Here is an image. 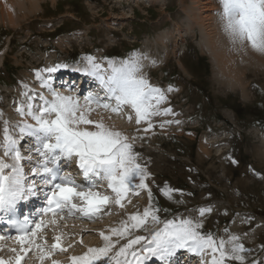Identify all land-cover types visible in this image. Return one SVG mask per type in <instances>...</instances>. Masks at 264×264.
<instances>
[{
  "label": "rangeland",
  "instance_id": "rangeland-1",
  "mask_svg": "<svg viewBox=\"0 0 264 264\" xmlns=\"http://www.w3.org/2000/svg\"><path fill=\"white\" fill-rule=\"evenodd\" d=\"M193 1L37 0V10L33 14L22 17L23 12H28L27 3L23 10L17 7L14 12L12 17H18L16 22L13 20L8 24L0 21V52L6 50L5 64L0 69V113L9 109L8 102L16 103L22 94H27L25 90L34 89L37 97L34 106L41 104L40 95L52 98L48 87L39 85L37 70L58 64H67L68 67L58 68L51 75L75 67L87 69L90 66L86 57L96 58V54L100 53V61L105 56L108 60L114 55L124 59L133 56L135 51L139 53L141 48L140 52L142 50L145 56L150 55L153 63L148 71L149 83L162 92L165 88L172 90V97H165V100L171 101L165 107L172 109L170 119L157 121L147 132L144 131L147 126H140L139 130L131 132L147 141L142 144L136 137L133 151L137 158H144L139 164L147 173L146 183L151 189V200L146 189H135L139 195L130 191L123 201V208L110 203L92 219L81 218L77 212V216L58 219L55 225L49 224L41 233L47 237V245L50 247L55 243L57 234L62 236L61 243L68 247L63 253L55 251L52 254L54 259L64 257L60 260L70 264V253L79 256L84 245H91L92 239L99 237L102 230L109 232L107 227H118L122 221H129L130 214H143L144 209L151 205L159 222H153L149 217L146 226L132 228L130 234L119 237L116 244L119 249L138 235L146 238L130 250L137 254L136 258L129 255L132 264H142L154 257L148 255L142 245L151 240L155 230L163 228L164 222L192 220L193 217L201 222L199 231L211 233L217 240L227 242L231 237H237L236 241L226 243L229 253L233 244L247 247L240 253L244 257L242 262L228 260L226 264H264V130L259 125L264 117V69L245 64L241 77L245 81L247 96L240 87L221 82L216 76L217 71L208 48L200 46L203 28L197 22L199 16L189 14L190 7L196 4ZM167 31H170L167 34L170 37H164L169 39V43H158L160 36ZM152 44L155 47L152 48ZM134 49L138 50L132 52ZM149 51L152 53L149 54ZM199 58L204 61L198 63ZM120 59L111 58L109 61H124ZM109 61L103 63L108 67ZM88 87L78 95L84 103L86 94L95 93L93 87ZM54 90L61 89L58 87ZM103 94L106 95V92ZM97 96L100 99L102 97L100 94ZM100 110L119 120L113 112L105 108ZM131 118L135 119L132 115ZM19 123L21 127L24 123L33 124L35 121L30 117L19 120ZM131 123L132 120L127 125ZM8 128L13 130L12 125ZM19 135L20 131L15 138ZM27 145H31L29 149L32 147L33 151L32 142ZM19 150L23 156L27 152L24 147ZM27 165V159H24V169ZM77 165L78 158L73 156L68 167L74 174L78 173ZM135 183H139V178ZM166 189L173 191L166 195ZM103 191L113 195L106 185ZM152 197L156 198L154 202ZM201 208H211V211L201 215ZM74 220L88 225L89 231L73 224L69 226V232V222ZM78 236L82 237L84 244L80 245L76 241ZM111 239L115 240V236L112 235ZM14 245L21 247L19 243ZM11 249L5 248L6 255L3 257L10 259L8 255H11L14 262L16 253ZM185 251L176 250L177 253L166 259L175 262V258ZM37 253H40L39 250L33 249L22 264H33L32 260H38L40 264H52L53 258H46L42 262L36 256ZM194 256L200 257V264L202 259L205 264L210 259L209 256L202 258L197 253ZM100 263L106 264V259Z\"/></svg>",
  "mask_w": 264,
  "mask_h": 264
},
{
  "label": "snow or ice",
  "instance_id": "snow-or-ice-1",
  "mask_svg": "<svg viewBox=\"0 0 264 264\" xmlns=\"http://www.w3.org/2000/svg\"><path fill=\"white\" fill-rule=\"evenodd\" d=\"M222 6L225 31L232 40L234 42L246 40L254 49L264 53V0H222ZM86 60L90 67L84 70L99 79L106 91V99L115 100L114 107L107 102L101 103L98 96L92 93L84 97L86 103L81 105L78 98L62 95L52 89L49 83L51 73L58 68L68 67L67 64H58L36 71V77L44 81L52 98L40 95L41 104L34 107L32 101L35 97L28 96L26 110L23 105L17 109L21 115L30 116L35 121L33 124L24 123L20 127V133L31 138L36 155L35 166L31 167V172L39 178V185L48 189L45 193L46 206L40 209L39 219L34 220L29 216L19 219L14 216L17 203L26 200L30 195H35L39 189L37 179L29 180L21 164V160L24 159L32 162L33 156L25 158L22 155L17 146L19 141L10 134L8 122H4L3 143L0 144V148L3 149V156L0 157V212L13 214L8 216V223L15 228L17 232L15 240L21 245L19 251L11 249L16 253L14 264H22L25 256L33 249L39 250L41 261L51 257L54 251H67L61 243V235L54 237L55 243L50 247L47 245V237L41 235L49 224L57 223L55 217L59 213L67 212L72 216L79 212L81 218L92 219L110 203L123 208V201L128 193L135 189H146L151 200V189L146 183L147 173L137 163V154L134 153L129 138L119 131L110 129L100 120L90 119L89 113L92 111L90 105L95 102L98 106L111 108L114 112L128 105L135 111L137 124L147 123L145 132L153 128L152 117L167 115L172 109L159 107L165 96L161 89L153 87L147 79L139 75V61L135 54L119 65L109 61L110 71L106 70L104 73L100 71L101 65L94 57L88 56ZM44 73L49 74L47 79L44 78ZM53 115L54 118H46ZM8 156H11V163L5 160ZM73 156L78 158V166L86 183H77L70 174H61L59 162L62 158L70 160ZM5 169L11 171L5 174ZM135 178H139L138 184L135 183ZM97 179L106 181V187L113 195L97 190ZM172 191L166 189L165 194L168 195ZM134 194L139 195V192L134 191ZM77 200L80 203H77ZM210 211V208L200 209L201 215ZM48 214H52V218L46 221L44 217ZM149 217L153 222H159V217L151 205L144 209L143 214L139 212L130 214L131 223L122 221L120 226L111 228L107 234L101 231L99 235L105 242L104 245L99 248L90 247L82 255L72 256L71 264H98L105 261V258L106 264H132L128 256L136 258L137 254L130 250L133 245L146 238L138 235L113 252L118 241L113 242L111 237L116 235L123 238L129 235L132 228L146 226ZM60 218L63 219L62 216ZM200 227L198 222L194 223L191 219L166 221L163 228L152 233L151 240L142 245V249L148 255L158 256L161 260L173 255L178 249H187L202 258L210 256L207 264H226L228 260L243 261L244 257L240 254L244 251L243 245L233 244L231 253L226 250V243L236 241L237 237H231L227 242L223 239L217 240L211 233L199 231ZM0 239L4 237L0 236ZM41 240L44 242L40 243ZM80 243H83L82 239ZM0 264H13V261L0 257ZM52 264H60V261L53 260ZM201 264H205L204 259L201 260Z\"/></svg>",
  "mask_w": 264,
  "mask_h": 264
},
{
  "label": "bare ground",
  "instance_id": "bare-ground-1",
  "mask_svg": "<svg viewBox=\"0 0 264 264\" xmlns=\"http://www.w3.org/2000/svg\"><path fill=\"white\" fill-rule=\"evenodd\" d=\"M144 1L149 2V0H144ZM27 3H28V12H26V11H25L26 13L23 12L24 13V14H22L23 18H24V16L29 15V13L33 14L37 10V6H38L37 0H1L0 1V21H2V23H8V24L11 21H13V20L16 22V19L18 17H16V18L12 17L14 15V12L16 11L17 7H18V10H23V7H26L25 4H27ZM193 3H196L195 7H190L189 14H192V15L195 14V15L199 16V21H197V22L201 25V28H203L202 29V33H201L202 34V39L199 41V43H200V46L202 48L203 47L208 48V50H209V52L211 54V58L214 61V68L217 71L216 72V76L220 79L221 82L228 83L230 85L240 87L242 89L243 94L247 96V92H246V89H245V81H244V78L241 77V75L243 74V69L245 68V64L246 63L251 64L252 66H254L257 69L258 68L259 69L260 68L264 69V53H261V52L257 51L256 49H254L248 41L245 40L244 42H239V41L234 42L232 40V38L228 35V33L225 31V26H224L225 22L222 19V14H223L222 0H194ZM184 11H185V9H184ZM198 13L200 15H198ZM205 13H208V14H206V16H205ZM184 14H186V13H184ZM158 27H159V25H158ZM169 33H170V31H167V32L163 33L160 36V38L158 40V43H160L161 41H163V43H166L167 40H169V39L166 40L164 36L170 37V35H167ZM167 43H169V41ZM156 46H160V45H156ZM153 47H155V46H153V44H152V48ZM149 48H151V47H149ZM141 52H142V50H141ZM141 52H140V49H139V53L135 51L134 54L136 55V57L138 58V61H139V67H140L139 75H142L145 79H147V76H148V73H149L148 71L150 70V68H151L153 63L150 60V55L149 56H147V55L145 56V54L141 53ZM206 52H207V50H206ZM151 53H152V51L149 54H151ZM5 54H6V50H2L0 52V69L3 66V64H4ZM100 54H98V55H100ZM98 55L96 54L97 57L95 58V61L98 64L101 65L100 71L102 73H104L106 70L110 71L109 68L103 63V61L98 60L100 58V57H98ZM115 60H116V58H115ZM115 63L117 65L120 64L119 62H115ZM242 66H243V68H242ZM76 69H81L79 71L75 70V73H77L75 75V77L79 78V79H84L81 85H74L75 87H73L72 83L71 84L69 83V84L65 85V83H67L66 77L69 78L72 75V74H68V75L66 74V75H64L62 77V78L65 77V80H63V83L60 81V82L56 83L55 86H52V81L54 80V77L56 75H57V80L61 79V74L63 73V70L62 71L60 70L59 73H55V74L51 75V80L49 81V83L51 84V87H54V89L59 87V89H61V90H56V91H58L62 95L76 97V98L79 99L81 105H85V103L82 102L83 100H81L80 96H78V95H80V93L84 92V89H86V86L84 87V84L86 82H90L91 83L90 84L91 85L90 88L95 84V91L97 92V93H93V95L97 96L98 94H100L102 96L101 99L99 98L101 103L107 102V103H110L111 106H113V107L115 106V103H116L115 100L108 101L106 99V95L103 94V92L105 93L106 91L102 87L99 79H97L98 82L94 83V80H96V78H97L96 76L92 75L91 73L89 74L88 71L84 70V67H79V68H76ZM251 71H253V70H251ZM256 72H258V71H255V73ZM86 76L90 77V78H87ZM93 76L96 77V78H94ZM47 77H48V75L44 76L45 79H47ZM57 80L55 82H57ZM38 83H39V85L41 87L42 86L47 87L44 84L43 80H39ZM62 86L65 87V89H62L63 88ZM24 92H26L27 94H25V95L22 94V97H19V100L16 103L15 102H13V103L8 102L9 106H10L9 109L6 110V111L2 110L3 112L0 113V144L3 143V136H4L3 129L5 127V124H4L5 121L8 122V126L12 125L13 130L11 128H9V132L14 138L16 136L15 134H17V132L20 131L19 120H26V119L30 118V116L21 115L20 112L17 111V109L23 105L25 107V110H26L27 103H28V96H32V95H33V97H35V99L32 101L33 106H34L36 101H37V97L34 94V89L33 90L30 89L28 91L25 90ZM171 92H172L171 90L166 89L165 94L166 95H171ZM50 94H51V92H49V96L52 97ZM103 98H105V99L103 100ZM170 104H171V101H167V100L164 99L162 101V103L159 105V107L161 109H163L165 107H168ZM34 107H36V106H34ZM90 107L92 109V111L89 113V118L90 119L100 120L107 127H109L110 129H112L114 131H119L122 134L126 135L129 138V142L132 144L133 147H134V141H136V137L138 138V140L142 144H144V142H147L145 139L141 138L140 135L131 134L132 131L139 130L140 126L143 127V128H144V126L146 127L147 123L146 122H141L140 124H137L136 123L135 111L130 106H128V105L122 106V108L118 112L112 111L111 108L106 109V110H108L110 112H113L114 113L113 115L116 116L117 118H119V120L115 119L113 116H111L109 114H103L102 110H100L103 107L98 106L95 102H93L90 105ZM13 112H15L14 115H13ZM96 113L98 114L97 117L95 116ZM171 113H172V111H171ZM171 113H169L167 115L154 116V117L151 118V122L154 125L157 121L160 122L164 118H165V120H168V119H170ZM9 114H11V115H9ZM131 115L135 117L134 120L132 118L129 119V116H131ZM52 118H54V116ZM130 120H132V123L130 125H127L128 121H130ZM88 127L91 128V126H88ZM18 138H22L21 139V144L18 143V145H17L18 148H20L21 146L22 147L26 146V143H28L27 139H29V140L31 139V138L27 137L26 134L24 136H22L21 133L18 136ZM18 138H17V140H18ZM262 140H263V143H264V134H262ZM263 146H264V144H263ZM25 155L27 157L29 156V154H25ZM2 156H3V149L0 148V157H2ZM143 159L144 158H141V157L137 158V163H141L143 161ZM5 160H6L7 163H11L12 162L11 156L5 157ZM34 161L35 160H33L32 162H29L27 160L28 165L24 169V171L27 169V171L24 172V174H25L26 177L29 178V180L33 179V178L36 179L35 174L31 172V167L35 166ZM65 161H67V160L64 159V162ZM23 162H24V160H21V164L22 165H23ZM70 170H71V168H67L66 169V171L68 172L67 174L74 175L73 174L74 172H72V174H71ZM9 171H11V169H5V174H7ZM81 174H82V170H81ZM79 177L81 179L83 178L82 176H79ZM81 179H78L77 183H83L82 181H83L84 178L82 180ZM137 179L138 178H135L136 181H137ZM37 180H39L38 177H37ZM106 183L107 182L104 181L103 185H100L101 188L99 190H104V187H105ZM40 187L44 188V186L41 185V186L38 187V189ZM30 196H28L27 200L30 198L29 201H31V205H32L33 199ZM78 201L79 200H77L76 202L78 203ZM97 215H99V213ZM119 217H120V215H119ZM114 220H117V219H114ZM192 221L194 223L198 222L201 225V222L196 217H193ZM77 222L78 221L75 222V220L73 222H69L70 223V225H68V231L69 232H70V227L69 226H72L73 224L81 225L82 229L85 228V231H89V230H87V227H86L88 225H85V223H77ZM109 222H111V221H109ZM106 224L108 225V223H106ZM106 224H104V225H106ZM107 229L110 230L111 227H107ZM244 229H246V228H244ZM75 232L76 231H74V234H75ZM105 233L107 234L109 232L105 231ZM56 235L57 234H55V236ZM114 236H115V240H112V241L113 242H117L120 238L118 236H116V235H114ZM81 239H82V237H80V236H78L77 239H76V241L80 245L84 244V243H82V244L80 243ZM87 240H85V241H87ZM8 242L9 241H0V250L2 252L0 257H3V256L6 255V253L4 252L5 248L11 247V248L17 249V251H19V249L21 248L18 245L15 246L13 242H10V243H8ZM91 243H92L91 245L88 244V243H86V245H84L83 249L79 251V256L82 255L84 253V251L86 252L88 250V248H90V247H97V248L102 247L105 242L103 241V239L99 235V237L93 238ZM62 245H63L64 248H66V249L68 248V247L64 246V244H62ZM243 248L245 250L247 249L246 246H244ZM117 250H118V248H115L113 250V252H115ZM193 254H194L193 252H189L188 253V255H189L188 258H190V256L193 255ZM110 255H111V253H110ZM8 256H9L10 259H5V260H11L12 259L11 255H8ZM36 256L39 257L40 253H37ZM72 256H74L73 253H70L69 258H71ZM175 257H177V256H175ZM49 258L50 259L53 258V260H57V261L59 260L60 264H67V263H65V261H62L64 259V257H56L54 259V257H52V255H51V257H49ZM49 258H47V260H49ZM128 258H129V256H128ZM177 258H178V262L177 261L176 262H173V261L171 262V261L168 260L169 264H200L199 263L200 261H199V259H197V256H194V258L191 259V261L193 260V262H189V263L180 261V257H177ZM198 258H200V257H198ZM60 259H62V260H60ZM32 261H33V264H35L34 262H36V264H40V263H37L38 260H32ZM146 261H143L142 264H145ZM163 261H165V260H161L160 259L157 262L161 263ZM23 262H24V260L22 261V263ZM155 263H156V261H155ZM13 264H14V262H13ZM70 264H71V259H70ZM98 264H101V263L98 262Z\"/></svg>",
  "mask_w": 264,
  "mask_h": 264
}]
</instances>
